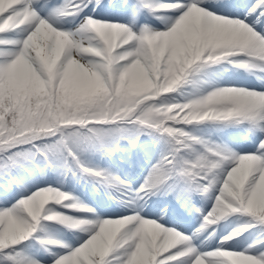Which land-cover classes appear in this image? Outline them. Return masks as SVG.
I'll return each mask as SVG.
<instances>
[{"label": "snow or ice", "instance_id": "6c2138e0", "mask_svg": "<svg viewBox=\"0 0 264 264\" xmlns=\"http://www.w3.org/2000/svg\"><path fill=\"white\" fill-rule=\"evenodd\" d=\"M0 264H264V0H0Z\"/></svg>", "mask_w": 264, "mask_h": 264}, {"label": "rangeland", "instance_id": "374dc122", "mask_svg": "<svg viewBox=\"0 0 264 264\" xmlns=\"http://www.w3.org/2000/svg\"><path fill=\"white\" fill-rule=\"evenodd\" d=\"M88 198V197H87ZM89 199V198H88ZM92 199H96L95 197H92ZM92 199H90V200H92Z\"/></svg>", "mask_w": 264, "mask_h": 264}]
</instances>
